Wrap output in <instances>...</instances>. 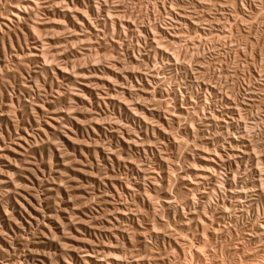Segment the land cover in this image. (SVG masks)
I'll return each instance as SVG.
<instances>
[{
    "label": "rangeland",
    "instance_id": "1",
    "mask_svg": "<svg viewBox=\"0 0 264 264\" xmlns=\"http://www.w3.org/2000/svg\"><path fill=\"white\" fill-rule=\"evenodd\" d=\"M0 264H264V0H0Z\"/></svg>",
    "mask_w": 264,
    "mask_h": 264
},
{
    "label": "bare ground",
    "instance_id": "2",
    "mask_svg": "<svg viewBox=\"0 0 264 264\" xmlns=\"http://www.w3.org/2000/svg\"><path fill=\"white\" fill-rule=\"evenodd\" d=\"M200 249V248H199Z\"/></svg>",
    "mask_w": 264,
    "mask_h": 264
}]
</instances>
